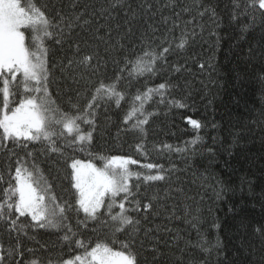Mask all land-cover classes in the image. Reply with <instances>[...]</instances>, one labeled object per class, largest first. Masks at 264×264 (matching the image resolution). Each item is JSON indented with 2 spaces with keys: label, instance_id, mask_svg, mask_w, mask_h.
<instances>
[{
  "label": "trees",
  "instance_id": "16d2710c",
  "mask_svg": "<svg viewBox=\"0 0 264 264\" xmlns=\"http://www.w3.org/2000/svg\"><path fill=\"white\" fill-rule=\"evenodd\" d=\"M31 2L52 22L48 37L23 29L29 51L46 62L52 134L26 148L0 141V202L20 158L47 189L45 203L65 211L56 227L19 217L21 230L11 235L0 222V244L19 243L22 252L13 264H62L98 243L133 250L140 264H264V235L253 230L264 223V17L236 16L240 0ZM84 55L92 57L87 65ZM22 79L18 73L11 84V107L36 95L23 92ZM101 82L113 90L97 94ZM64 115L82 117L78 131L64 128ZM113 157L136 161L126 166L130 194L114 204L105 195L88 216L71 162L105 167ZM120 203L134 223L117 231L111 217Z\"/></svg>",
  "mask_w": 264,
  "mask_h": 264
},
{
  "label": "snow or ice",
  "instance_id": "6c2138e0",
  "mask_svg": "<svg viewBox=\"0 0 264 264\" xmlns=\"http://www.w3.org/2000/svg\"><path fill=\"white\" fill-rule=\"evenodd\" d=\"M242 5V7H241ZM75 7V5H73ZM237 8L236 16L241 13L245 16H251L255 19L257 15L264 17V0H240L234 5ZM76 20L82 19V16H76ZM85 24L89 21L85 20ZM51 20L37 7L31 0H0V78H2L3 86L0 87V93L3 96L2 107H0V141L11 143L20 147H27V142L41 139H48L52 133L48 131V109L45 103L47 96L48 70L46 62L41 56L31 53L25 44V31L22 29H30L33 33L42 34L43 37L51 36L49 31ZM67 26L71 28L69 21ZM37 35L34 39H40ZM86 42V41H85ZM59 43V41H57ZM181 46H183L181 44ZM168 49L165 48L164 52ZM150 61H154L157 57L156 53L145 51L143 53ZM92 60L90 55H84L80 61L81 64H89ZM22 74L23 92L35 93L36 95H27L20 99L18 106H10V96L17 93L12 89L11 84L16 81L17 74ZM20 84L17 87H20ZM165 84H160L159 88L164 89ZM113 85H105L103 82L96 89L97 94L102 91L111 92ZM96 96L92 97L95 101ZM91 108L92 104L89 103ZM81 116L62 117L63 126L69 133L73 130H79L76 120ZM60 122V121H58ZM85 123H90L87 119ZM143 123V122H141ZM196 126V122L192 121ZM87 138H91V133L87 134ZM78 140H84V135H78ZM55 150V149H53ZM30 155V153H29ZM128 163H136V161L125 160L120 157H113L105 165L104 169H98L92 164H81L80 161L74 160L71 164L73 170L74 187L79 191L78 203L83 212L91 217L95 216L96 211L103 203V197L110 194L115 203V197L120 193L130 194L128 187V179L132 175L126 167ZM152 169L156 167L153 164L146 165ZM116 168L122 169L117 172ZM3 176L0 175V180ZM146 181L162 180V175H149L144 178ZM15 185L9 184L2 193V202H0V222H3L7 232H19L21 229L17 227L19 217L30 216L32 221L37 222L41 228L47 226L56 227L57 218L63 219L65 209L59 205L49 206L45 203V195L47 192L45 187H41L40 180L30 170L25 162L18 158L15 166ZM15 198V199H14ZM140 202L137 201L139 208ZM145 210L152 207L149 203L143 206ZM112 204H109L111 212ZM120 212L113 215L112 220H119L121 230L124 225H132L134 221L131 217L125 215L124 204H119ZM13 212L19 216L13 217ZM254 231L264 235V223L258 225V229ZM66 240L67 236L64 237ZM77 245L83 246L82 242L76 241ZM219 244V241H217ZM125 249H129V245H124ZM6 251L8 264H13V257L22 255L19 243L15 247L4 249L0 244V264H5L6 256L2 253ZM153 260L157 256V249H152ZM91 259H88V258ZM140 264L138 255L133 250L113 251L110 247L97 244L90 252L85 251L83 256H75L73 259L64 260L62 264ZM16 264H19L17 261ZM30 264H38L36 259L30 261Z\"/></svg>",
  "mask_w": 264,
  "mask_h": 264
},
{
  "label": "rangeland",
  "instance_id": "374dc122",
  "mask_svg": "<svg viewBox=\"0 0 264 264\" xmlns=\"http://www.w3.org/2000/svg\"><path fill=\"white\" fill-rule=\"evenodd\" d=\"M22 31H24L23 29H22ZM120 158H123V159H125V160H129V158L128 157H120ZM76 160V159H75ZM74 160H72V162H73ZM78 161H80L81 162V164H92L94 167H96V168H98V169H104V167L103 166H99V165H97V164H95V163H93V162H90V161H83V160H78ZM72 162H71V164H72ZM129 164V163H128ZM127 166V165H126ZM116 171L117 172H119V171H122V169H119V168H116ZM74 183H75V181H74ZM78 194H79V191H78ZM105 197V196H104ZM104 197H103V200H104ZM80 198V197H79ZM102 206V205H101ZM115 252V251H114ZM81 256H83V255H81ZM73 259V258H72ZM88 259H91L90 257L88 258ZM77 264H78V262H77Z\"/></svg>",
  "mask_w": 264,
  "mask_h": 264
}]
</instances>
